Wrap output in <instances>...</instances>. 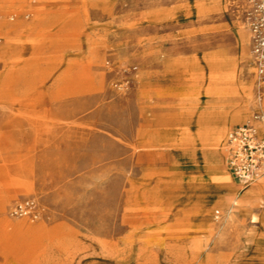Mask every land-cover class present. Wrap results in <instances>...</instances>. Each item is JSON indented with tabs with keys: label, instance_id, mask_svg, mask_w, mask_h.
Segmentation results:
<instances>
[{
	"label": "rangeland",
	"instance_id": "rangeland-1",
	"mask_svg": "<svg viewBox=\"0 0 264 264\" xmlns=\"http://www.w3.org/2000/svg\"><path fill=\"white\" fill-rule=\"evenodd\" d=\"M245 8L0 0V264H264V175L226 163L264 113ZM26 198L36 217L11 213Z\"/></svg>",
	"mask_w": 264,
	"mask_h": 264
},
{
	"label": "built area",
	"instance_id": "built-area-1",
	"mask_svg": "<svg viewBox=\"0 0 264 264\" xmlns=\"http://www.w3.org/2000/svg\"><path fill=\"white\" fill-rule=\"evenodd\" d=\"M244 24L249 36V52L254 70L256 96L264 97V0H245ZM264 113H257L252 121L241 123L227 133V160L231 174L240 180H256L264 175ZM37 204L31 198L18 201L11 213L17 216H37Z\"/></svg>",
	"mask_w": 264,
	"mask_h": 264
},
{
	"label": "crops",
	"instance_id": "crops-1",
	"mask_svg": "<svg viewBox=\"0 0 264 264\" xmlns=\"http://www.w3.org/2000/svg\"><path fill=\"white\" fill-rule=\"evenodd\" d=\"M252 67V65H251ZM230 93L232 92L234 94V101H235V107L231 112V117L229 116L228 119L232 123H238L237 121L239 120H245L243 117L245 115V112L247 110V103H248V98L250 95V83L246 80H241L239 81L236 85L229 87ZM226 116L224 117L223 122L226 120ZM251 120V119H250ZM241 124V123H239ZM239 124L233 125L229 128V130ZM226 126V125H225ZM225 126L223 125H218L214 129V135L217 141H222L225 133ZM259 126V125H257ZM228 130V131H229ZM261 130V129H259ZM228 133V132H227ZM261 184V185H260ZM238 185H235L234 187H225L222 189V191L227 190L230 192V190H236ZM258 189L260 192L264 189V181L262 182L261 180H257L256 182L253 183L252 186L247 187V189L244 190H256Z\"/></svg>",
	"mask_w": 264,
	"mask_h": 264
},
{
	"label": "bare ground",
	"instance_id": "bare-ground-1",
	"mask_svg": "<svg viewBox=\"0 0 264 264\" xmlns=\"http://www.w3.org/2000/svg\"><path fill=\"white\" fill-rule=\"evenodd\" d=\"M253 68V67H252ZM253 120V117H252V119L251 120H249V121H252ZM248 122V121H247ZM245 123V122H244ZM258 127V131H259V133H262L263 131H264V127L262 126V125H259V126H257ZM259 129H261V130H259ZM238 181H240V182H247V181H245V180H240V179H237ZM254 182H256V181H254ZM250 183V182H249Z\"/></svg>",
	"mask_w": 264,
	"mask_h": 264
}]
</instances>
